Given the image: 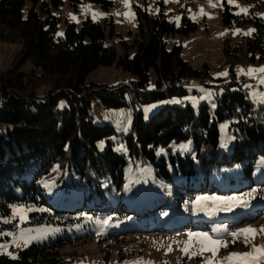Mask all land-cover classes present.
Listing matches in <instances>:
<instances>
[{"label": "trees", "instance_id": "trees-1", "mask_svg": "<svg viewBox=\"0 0 264 264\" xmlns=\"http://www.w3.org/2000/svg\"><path fill=\"white\" fill-rule=\"evenodd\" d=\"M52 1L59 8L63 0ZM95 1L106 10L113 4ZM25 4L26 0H0V43L22 45L13 64L0 70V122L11 125L7 135H0V217L8 216L14 205L31 207L23 225H48L55 233L21 249L16 259L0 254V264H63L65 245L89 238L115 240L125 230H139L131 228L127 213L154 212L159 201L164 203L156 213L165 220L193 221L194 213H204L193 210L198 207L197 197L231 194L245 200L246 193L254 192L246 206L232 211L241 214L242 222L264 216V174L255 179V161L264 151V103L248 100L250 79L238 77L234 63L230 79L213 85L215 101L196 110L188 101L184 106L162 108L147 121L139 112L125 134L117 133L111 124L94 123L90 116L95 99L106 108L135 106L183 99L190 93L189 85L205 84L210 76L208 64L194 67L182 57V45L168 48L166 41L167 35L195 31L197 23L184 16L183 26H177L163 9L136 6V36L131 42L122 41L119 54L106 43L101 22L88 17L80 26L70 23L56 37L59 16L51 12L49 3L43 1L40 10L32 5L24 13ZM231 16L226 7L224 24L234 26ZM247 18L255 26L247 55L253 61L264 60V17ZM235 20L241 24L246 19L236 16ZM27 62L33 67L23 70ZM101 65L116 66L136 78L124 84L98 83L91 75ZM151 70L156 80L149 90ZM226 121L235 141L230 152H220L219 126ZM114 135H121L126 153L116 151ZM187 143L183 151L176 150ZM130 161L134 168L153 167L155 180L164 187L160 197L153 200L143 193L128 203L124 194L129 188L125 179ZM54 166L55 182L64 188L59 199L47 195L40 182ZM136 190L132 184L130 193ZM206 203L208 212L213 207ZM181 206L185 209L180 210ZM220 212L219 220L231 217L227 211L212 215ZM212 215L200 221L209 222ZM15 225L16 221H0V228L15 229ZM192 256L185 255L179 264Z\"/></svg>", "mask_w": 264, "mask_h": 264}, {"label": "rangeland", "instance_id": "rangeland-1", "mask_svg": "<svg viewBox=\"0 0 264 264\" xmlns=\"http://www.w3.org/2000/svg\"><path fill=\"white\" fill-rule=\"evenodd\" d=\"M43 1H47L51 12L59 16L56 37L62 36L70 23H76L80 26L84 19L90 17L101 22L106 32V43L114 47L119 54L123 53L122 41L131 42L136 36V6L146 7L151 11L163 9L167 18L176 23L177 26H183L184 16L189 17L193 22L197 23L195 31H191L187 35L182 33L167 35L166 41L168 48H172L175 44L182 45V57L188 60L194 67L203 68L204 64H208L210 76L207 77L205 84L192 83L189 85L188 90L190 93L183 99H158L140 102L135 106L126 105L118 108H106L98 99L93 100L90 108V116L93 122L96 124H111L119 134H125L131 130L134 118L139 112H142L144 120L147 121L152 114L168 106H184L189 101L196 110L200 104L206 102L212 103L215 101L213 85H217L221 80L226 81L230 79V67L233 63V70L238 77L250 79L247 83V85L252 86L247 87V98L249 101L258 104L254 102L252 93L264 92V85L258 84L257 79V77L264 74L256 73L249 76L245 74L238 75L237 73V69L246 70L250 67L257 69L264 67V60L257 58L253 61L247 55L248 41L253 37L255 32L253 21L247 17L249 15L264 17V0H235V4L229 3L228 0H211V2L210 0H167V2L166 0H130V9L125 7L123 0H111L113 4L107 10L103 8L100 2L95 0H63L59 8L55 6L52 0H26L24 13L32 5H35L40 10V4ZM212 5H215V7ZM116 7H123V9L113 14L111 11ZM226 7L234 14V16L230 17L234 26L224 24L223 16ZM241 8H247V14L240 12ZM201 9H203L206 15L200 14ZM129 11L134 15L126 17L124 13ZM93 13H103V15L94 18ZM237 13L240 14L237 15ZM236 16L246 20L241 24H236ZM112 29L114 33H111ZM250 29H254V31L250 34H245ZM21 48L22 45L20 43H0V70L7 69L13 64ZM32 67V63L27 62L23 65L22 69L29 70ZM223 72H227V75H218ZM150 74L151 80L148 89L152 90L155 86L156 76L154 70H151ZM135 78L129 71L122 70L116 66L105 65L99 66L91 75L92 80L110 85L117 83L124 84ZM201 89H204V91H201ZM193 91L197 92L193 93ZM208 92L213 93L211 98L201 99V97H206ZM193 98H195L196 103H193ZM8 127H11V125L0 122V135H7ZM219 130V151L230 152L235 141V135L230 131V122L226 121L222 123L219 126ZM112 140L116 151L126 153L125 142L121 139V135H114ZM224 144L227 146H222ZM185 145L189 146L188 143ZM183 149H186L183 145L176 148L177 151H183ZM56 168L55 166L52 167L46 177L40 178V182L44 189H48L47 193L45 192L47 195L49 194L59 199L61 194L64 193V188L60 185L58 186L55 182L56 177L53 174ZM261 174H264V151L258 153V158L255 161V179L259 180ZM182 178L186 179L185 176H182ZM45 182H47V186H45ZM125 182L129 186L124 194L125 198H128V203H131L132 199L140 197L143 193L155 200V197H160L164 189L161 183L155 180L154 169L151 165H146L144 168H134L131 161L126 166ZM175 182L181 184L179 180ZM132 184L137 187V193L135 194L130 193ZM49 185L53 187L50 186L48 188ZM251 193L253 195L248 198L254 199L255 193ZM68 194L69 196L72 195L73 191H70ZM225 195L226 197L231 196V194ZM213 196L225 197L219 194ZM245 198L247 200V196ZM169 199L172 202V197ZM118 200L120 199L118 198ZM163 203L159 201L155 202L154 205H158L159 207L157 208L159 209L163 207ZM209 206L213 207L212 201H209ZM237 207L239 206H234L233 208ZM158 209L154 212L136 213V215L134 213H127L131 228L139 230H125L115 240L106 239L98 242L96 238H89L65 245L61 248V257L65 260L63 264H179L185 256V253L182 251L185 245L182 242L188 240L187 233L190 231L221 235L228 242L227 247L220 248L215 261H220L230 252H247L251 249L252 245H264V232L259 231L261 228H264V216L258 219H247L242 222L241 214H236L235 211L231 210L227 211L231 213V217L227 218L226 221L219 220L220 212L208 219L211 221L203 222L200 221L204 220L202 217H209L207 211H204L201 215L194 213L193 221H187L181 217H171L169 220H165L162 214L156 213ZM183 209H185L184 206H181L180 210ZM193 210L197 211L198 207H194ZM180 213H183V211ZM28 215L29 211L26 212L25 221ZM161 215L162 218H160ZM135 216L136 219H134ZM250 218H252L251 215ZM0 221H16L15 229L0 228V232H11L18 238L17 243L14 244L12 242L13 236L0 235V244H7V252L12 253L16 257L19 255L21 249L27 247L32 242L42 241L55 233L53 227L48 225L24 226L23 223L25 221L21 222L19 217H13L12 210L8 216L0 217ZM193 226L199 229L193 230ZM249 226L258 230L255 237L252 238L250 236L247 245L244 243V237H240L233 243V238L228 233ZM145 228L150 229L142 231ZM21 229H32L30 235L38 236L39 238L31 240L25 246L24 238L21 236ZM214 229L221 231L214 233ZM119 249H121V254L119 253ZM121 255L123 256L121 257ZM211 255L210 252H204L200 257L192 256L182 264H205V261Z\"/></svg>", "mask_w": 264, "mask_h": 264}, {"label": "snow or ice", "instance_id": "snow-or-ice-1", "mask_svg": "<svg viewBox=\"0 0 264 264\" xmlns=\"http://www.w3.org/2000/svg\"><path fill=\"white\" fill-rule=\"evenodd\" d=\"M125 7L130 9V0H123ZM167 2V0H166ZM211 2V0H210ZM229 3L235 4V0H228ZM215 7V5H212ZM240 12L247 14L248 9L247 8H241ZM200 14L206 15V13L203 12V9L200 10ZM240 13H237L239 15ZM103 15V13H93V17ZM126 17H130L132 14L130 11L124 13ZM195 18V17H193ZM75 19V17H73ZM179 19V18H177ZM239 31V30H237ZM254 29H250L248 33L250 34ZM237 73L239 74H245L252 76L256 73L264 74V67L261 68H248V69H237ZM220 76H226L227 72L219 73ZM258 84L264 85V75H261L257 77ZM246 87H252L250 85H246ZM201 91H204V89H201ZM213 93L208 92L206 97H201V99L205 98H211ZM252 97L254 99V102L256 103H264V92H254L252 93ZM193 103H196L195 98H193ZM222 146H227L226 144ZM183 147H187L186 145ZM45 186H47V182H45ZM253 193H246L245 196L251 197ZM207 201L213 202V208L211 210H208L207 214L212 215L214 212L218 211H231L234 206H239L241 204L247 205L248 201L244 200L242 197H217V196H204V197H197L195 204L198 206V209L200 211H205L208 209ZM31 207H25V206H12L13 211V217H19L21 222H24L26 219V212L31 211ZM39 211H46V209H39ZM5 223H8L10 221H4ZM104 224H108V220L103 221ZM18 227V225H17ZM221 230L214 229V233H219ZM257 229H254L252 227H246V228H240L237 229L235 232H230L228 235H230L233 238V243L236 242L240 237H244V243L247 245L249 243V237L252 238L255 237V234L257 233ZM259 231L264 232V228H261ZM32 232V229H21V236L24 238V244L27 246V244L31 240L38 239V236L30 235ZM0 235H9L13 236V243L16 244L18 238L11 232L4 233L0 232ZM188 240L183 241L182 243L185 245V247L182 249V251L185 253V255L192 256V255H201L204 252H210L212 255L209 257L205 264H264V245H252L251 249L247 252H230L227 256L223 257L220 261H215V257L218 255V252L220 248L227 247L228 242L223 239L221 235H212L208 232H188ZM7 244H0V254H7L12 259H16L17 257L12 255V253L7 252ZM195 249L194 251H191L190 249Z\"/></svg>", "mask_w": 264, "mask_h": 264}, {"label": "bare ground", "instance_id": "bare-ground-1", "mask_svg": "<svg viewBox=\"0 0 264 264\" xmlns=\"http://www.w3.org/2000/svg\"><path fill=\"white\" fill-rule=\"evenodd\" d=\"M122 9H123V7H116L115 9H112V13L114 14V13H116V12H120V11H122Z\"/></svg>", "mask_w": 264, "mask_h": 264}, {"label": "built area", "instance_id": "built-area-1", "mask_svg": "<svg viewBox=\"0 0 264 264\" xmlns=\"http://www.w3.org/2000/svg\"><path fill=\"white\" fill-rule=\"evenodd\" d=\"M17 232H18V230H17Z\"/></svg>", "mask_w": 264, "mask_h": 264}]
</instances>
